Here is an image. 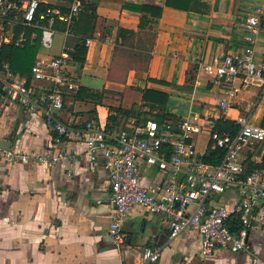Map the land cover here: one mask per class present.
Returning <instances> with one entry per match:
<instances>
[{
  "label": "crops",
  "instance_id": "0c3cea01",
  "mask_svg": "<svg viewBox=\"0 0 264 264\" xmlns=\"http://www.w3.org/2000/svg\"><path fill=\"white\" fill-rule=\"evenodd\" d=\"M80 1L89 10H82L71 35L58 30L52 47L40 49L36 55V59L58 56L71 50L79 38L92 40L84 64L70 63L68 67L83 91L65 95L63 109L56 113L62 124L80 130L93 121L112 131L122 130L136 119L118 115V125L107 128L112 109L139 110L144 90L167 94L166 112L175 121L193 114L220 115L216 101L227 100V90L241 81L213 86L201 65H213L223 56L243 52V25L260 0H202L206 7L201 13L164 7L156 26L145 30L139 28L141 15L135 8L161 5L164 0ZM69 2L47 1L59 8ZM119 29L133 34L120 35ZM255 55L264 61V23L256 38ZM247 83L246 89L227 100L226 120L250 116L251 123L261 125L264 84ZM28 85L35 97L46 87L31 77ZM2 140L11 142V149L20 154L45 152L56 144L75 152V157L61 160L53 169L19 161L0 163V264H140L144 247L160 249L154 264H253L250 254L219 248L203 259L195 232L170 239L168 224L139 206L132 208L122 223L125 244L114 246L107 235L114 206L103 153H97L91 169L82 139L57 135L42 116L0 94ZM198 143L203 150L204 141ZM257 149L251 160L260 163L264 147ZM156 176L152 169L146 184L151 186ZM250 242L253 247L260 243L255 252L264 254V231H252Z\"/></svg>",
  "mask_w": 264,
  "mask_h": 264
},
{
  "label": "built area",
  "instance_id": "2783aa9c",
  "mask_svg": "<svg viewBox=\"0 0 264 264\" xmlns=\"http://www.w3.org/2000/svg\"><path fill=\"white\" fill-rule=\"evenodd\" d=\"M48 0H0V45L13 42L22 46L26 41L24 29L40 32V49L48 50L57 33L56 23L70 36L74 22L83 9L80 0H70L65 8L52 7ZM49 5L40 11L41 5ZM45 22V25H43ZM264 23V0L255 5L243 25L246 46L241 54L223 56L213 65H201L213 86H230L227 100L247 88V81L264 84V61H258L255 44ZM22 30L15 38V28ZM36 33L32 32L31 38ZM92 40L86 39L88 47ZM70 57L64 50L60 55L37 58L31 68V78L46 87L35 97L26 77L14 73L9 62H0V94L15 101L24 110L44 118L59 136L82 139L86 145L91 169L96 165L97 153H103L109 170V187L114 206V218L107 229L113 245L120 248L126 242L121 230L126 215L135 206L161 218L168 224L169 238L183 232H195L200 239V255L210 257L215 249L231 253H247L253 264H264V254H256L250 242L254 230L264 231V172H246L244 161L254 147L264 141V128L250 122V116H240L234 122V134L215 129L218 120H226L230 105L218 99L220 115L193 114L177 121L158 123L132 121L126 128L112 131L93 121L76 130L66 127L56 113L63 109L66 94L76 92L79 85L69 72ZM204 137L203 150L198 149V136ZM224 149L221 162H203L207 150ZM75 152L58 148L56 144L45 152L31 155L6 150L0 145V163L19 161L53 169L61 160L73 159ZM155 169L157 178L148 186L146 179ZM228 195V196H227ZM224 196H227L224 198ZM250 215L248 216V212ZM160 249L144 247L140 264L158 261Z\"/></svg>",
  "mask_w": 264,
  "mask_h": 264
},
{
  "label": "trees",
  "instance_id": "16d2710c",
  "mask_svg": "<svg viewBox=\"0 0 264 264\" xmlns=\"http://www.w3.org/2000/svg\"><path fill=\"white\" fill-rule=\"evenodd\" d=\"M204 6L206 7V5L203 4L202 0H164L161 5L144 4L139 7H136L135 11L141 15L139 28L145 30L152 29L154 26H156L158 19L161 16L162 9L164 7L181 10L184 12L201 13V9ZM47 7H49V5L42 4L40 6V11L45 10ZM85 8L86 10H89L88 6H83V9ZM83 12L84 11H81L79 16ZM93 17L94 15L92 11V20ZM43 25H45V22H43ZM55 28L57 30L63 31L65 29V26L61 23H56ZM21 30L22 29L20 27L15 28V38ZM24 32L26 36V41L22 46H15L13 42L9 44L3 43L2 45H0V62H9L12 71L21 76L26 77L29 82L31 77V68L35 64L37 53L40 51V32L38 30L33 31L30 29H24ZM32 32L36 33V37L33 39L31 38ZM122 33L133 34L130 31L119 29L118 34L122 35ZM86 53L87 47L85 45L84 39L82 38L76 40L71 50H67V54L70 57V63H73L80 67L85 62ZM81 91H83V88H78V90L76 92H73L72 94L79 95L81 94ZM142 94V104L140 105L139 110H123L121 108L112 109L113 113L108 117V125L106 127L111 128L115 125H118V115H121L122 117L126 118H135L136 121L139 123L149 119L155 120L158 123H162L165 120L175 121L173 120V118L169 117L166 112L168 104L167 94L152 90H144L142 91ZM153 111H155V113H153ZM261 126L264 128V116ZM215 129L219 132L229 131L231 134H234L237 131L238 126L234 121L221 119L217 121ZM257 147V152L262 150V148L264 147V141L261 144L256 145L254 148L256 149ZM224 153V149H216L214 151L207 150V153L204 155L202 160L205 163L217 165L221 162ZM251 153L252 152L248 153V156L244 161L246 172H251L253 170L264 171V155L260 163H255L253 160H251Z\"/></svg>",
  "mask_w": 264,
  "mask_h": 264
},
{
  "label": "water",
  "instance_id": "95a60500",
  "mask_svg": "<svg viewBox=\"0 0 264 264\" xmlns=\"http://www.w3.org/2000/svg\"><path fill=\"white\" fill-rule=\"evenodd\" d=\"M0 145L2 146V148L6 149V150L11 149V142H9V141L2 140V141H0ZM249 215H250V211L248 212V216Z\"/></svg>",
  "mask_w": 264,
  "mask_h": 264
},
{
  "label": "rangeland",
  "instance_id": "374dc122",
  "mask_svg": "<svg viewBox=\"0 0 264 264\" xmlns=\"http://www.w3.org/2000/svg\"><path fill=\"white\" fill-rule=\"evenodd\" d=\"M55 39H56V36H55ZM59 39V38H58ZM126 102V101H125ZM125 104V106H126V104L127 103H124ZM202 140V142L204 141V139L203 138H201V139H199V141H201ZM201 144H203V143H201ZM198 145H199V147H198V149L200 150L201 148L200 147H203V146H200V144L198 143Z\"/></svg>",
  "mask_w": 264,
  "mask_h": 264
}]
</instances>
